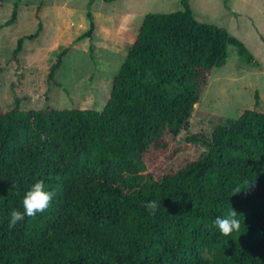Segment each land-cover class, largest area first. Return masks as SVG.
<instances>
[{
    "label": "trees",
    "instance_id": "1",
    "mask_svg": "<svg viewBox=\"0 0 264 264\" xmlns=\"http://www.w3.org/2000/svg\"><path fill=\"white\" fill-rule=\"evenodd\" d=\"M182 3L183 11L146 16L102 110L0 115V264H264L263 111H243L212 140L190 138L208 147L198 160L158 180L145 175L148 150L190 130L229 47L257 63L241 40ZM88 16L84 38L95 31ZM38 180L54 193L50 206L9 228L10 211L23 210ZM153 200L155 214L146 207ZM228 208L242 230L224 237L212 224Z\"/></svg>",
    "mask_w": 264,
    "mask_h": 264
},
{
    "label": "rangeland",
    "instance_id": "2",
    "mask_svg": "<svg viewBox=\"0 0 264 264\" xmlns=\"http://www.w3.org/2000/svg\"><path fill=\"white\" fill-rule=\"evenodd\" d=\"M16 2L0 0V115L48 108L102 110L146 16L184 10L183 0H23L12 21ZM189 3L198 21L226 29L257 63H246L236 47H229L227 64L208 77L190 130L177 138L166 133V147H151L144 156L149 179L158 180L208 153L204 143L190 138L212 140L217 128L243 111L264 112V0ZM90 12L95 31L84 38L91 28Z\"/></svg>",
    "mask_w": 264,
    "mask_h": 264
},
{
    "label": "clouds",
    "instance_id": "3",
    "mask_svg": "<svg viewBox=\"0 0 264 264\" xmlns=\"http://www.w3.org/2000/svg\"><path fill=\"white\" fill-rule=\"evenodd\" d=\"M234 191L238 194L241 193L239 189ZM53 196L54 193L48 190L43 180L36 181L23 196V210L13 209L10 211L8 227H15L25 217H35L38 213H43L50 206ZM146 207L152 214H155L159 205L153 200L148 202ZM212 227L222 236L230 237L242 230L240 215L235 209L228 208L214 219Z\"/></svg>",
    "mask_w": 264,
    "mask_h": 264
}]
</instances>
